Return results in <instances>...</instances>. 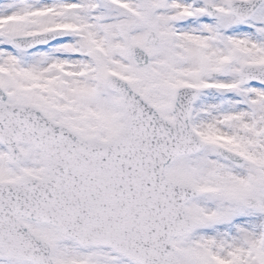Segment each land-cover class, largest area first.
Wrapping results in <instances>:
<instances>
[{
  "label": "snow or ice",
  "instance_id": "6c2138e0",
  "mask_svg": "<svg viewBox=\"0 0 264 264\" xmlns=\"http://www.w3.org/2000/svg\"><path fill=\"white\" fill-rule=\"evenodd\" d=\"M0 264H264V0H0Z\"/></svg>",
  "mask_w": 264,
  "mask_h": 264
}]
</instances>
